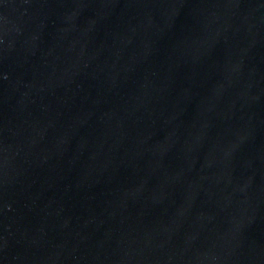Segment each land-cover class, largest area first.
I'll return each mask as SVG.
<instances>
[{
    "label": "water",
    "instance_id": "water-1",
    "mask_svg": "<svg viewBox=\"0 0 264 264\" xmlns=\"http://www.w3.org/2000/svg\"><path fill=\"white\" fill-rule=\"evenodd\" d=\"M0 264H264V0H0Z\"/></svg>",
    "mask_w": 264,
    "mask_h": 264
}]
</instances>
